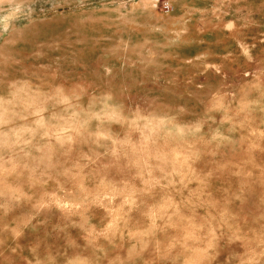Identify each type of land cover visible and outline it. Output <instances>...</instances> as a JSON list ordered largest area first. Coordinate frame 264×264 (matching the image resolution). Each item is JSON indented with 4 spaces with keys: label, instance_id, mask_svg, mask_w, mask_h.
Returning <instances> with one entry per match:
<instances>
[{
    "label": "rangeland",
    "instance_id": "374dc122",
    "mask_svg": "<svg viewBox=\"0 0 264 264\" xmlns=\"http://www.w3.org/2000/svg\"><path fill=\"white\" fill-rule=\"evenodd\" d=\"M152 3L3 5L0 264H264V0Z\"/></svg>",
    "mask_w": 264,
    "mask_h": 264
},
{
    "label": "crops",
    "instance_id": "0c3cea01",
    "mask_svg": "<svg viewBox=\"0 0 264 264\" xmlns=\"http://www.w3.org/2000/svg\"><path fill=\"white\" fill-rule=\"evenodd\" d=\"M152 1L153 0H138L139 6H138V9L136 10V12H138L140 14H143V13L146 14V13L150 12L151 14L157 16L160 19L165 17L164 15L160 14L159 10L152 3ZM170 1L173 4L176 2V0H170ZM180 1H182V0H177V2H180ZM9 2H10V0H0V12H1L0 17H2L0 19V22L2 23V25H3V5H6ZM135 6H136V4H135ZM175 8H176V6H175ZM176 10H178V9L176 8ZM178 11H181V10H178ZM12 31H17V27L13 24L11 26H9V29H7V32H5L4 34H3V26H0V44H3V35H6V36L9 35L10 36L13 34Z\"/></svg>",
    "mask_w": 264,
    "mask_h": 264
},
{
    "label": "built area",
    "instance_id": "2783aa9c",
    "mask_svg": "<svg viewBox=\"0 0 264 264\" xmlns=\"http://www.w3.org/2000/svg\"><path fill=\"white\" fill-rule=\"evenodd\" d=\"M164 8L168 9V6L166 5Z\"/></svg>",
    "mask_w": 264,
    "mask_h": 264
}]
</instances>
